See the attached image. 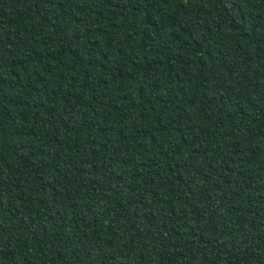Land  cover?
I'll list each match as a JSON object with an SVG mask.
<instances>
[{
  "label": "trees",
  "instance_id": "trees-1",
  "mask_svg": "<svg viewBox=\"0 0 264 264\" xmlns=\"http://www.w3.org/2000/svg\"><path fill=\"white\" fill-rule=\"evenodd\" d=\"M0 264H264V0H0Z\"/></svg>",
  "mask_w": 264,
  "mask_h": 264
}]
</instances>
